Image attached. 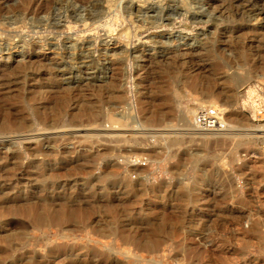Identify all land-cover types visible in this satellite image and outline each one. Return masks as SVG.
Instances as JSON below:
<instances>
[{
    "label": "rangeland",
    "instance_id": "1",
    "mask_svg": "<svg viewBox=\"0 0 264 264\" xmlns=\"http://www.w3.org/2000/svg\"><path fill=\"white\" fill-rule=\"evenodd\" d=\"M261 134L264 0H0V264H264Z\"/></svg>",
    "mask_w": 264,
    "mask_h": 264
},
{
    "label": "bare ground",
    "instance_id": "2",
    "mask_svg": "<svg viewBox=\"0 0 264 264\" xmlns=\"http://www.w3.org/2000/svg\"><path fill=\"white\" fill-rule=\"evenodd\" d=\"M111 20H112V18H108V19H105V20H103L100 24H97V26H96V28L97 27H108L110 24H111ZM113 21V20H112ZM115 21V20H114ZM100 27V28H101ZM111 27V26H110ZM24 61V60H23ZM250 78V76H248V77H246V78H244V79H246V80H248ZM243 79V78H242ZM240 81H242L241 79H239L238 77H230L229 79H228V82L229 83H234V85L235 84H237V83H239ZM195 82V81H194ZM212 92V91H211ZM215 93V92H214ZM228 93H229V90H227V91H225V94L227 95V96H229L228 95ZM214 94H213V92L212 93H210L209 94V97H212ZM208 96V95H207ZM215 97V96H214ZM202 103H206V101H199V100H197V101H195V102H193V103H188L187 105H185V106H183V107H181V114H180V117H181V120H182V122H183V124L184 125H186V126H189V128H187L186 130V132H184V133H187V134H189L190 135V137L191 136H195V137H197V136H203V137H209V136H213L214 137V135H228V136H231V137H235V136H239V138L241 139V138H254V137H256V135H257V132L260 130H257V127L258 126H256L254 123H250V125H248V127L246 126V128H239V127H237L236 125H231V124H229V122H228V126H229V129H226V130H228V131H226V132H219V133H204V132H198V131H196L195 130V128L193 127V118H194V113H195V110L196 109H198V108H196V107H201L202 106ZM204 107H206L208 110H210L212 113H214V114H216L218 117H219V119H220V121L222 122V123H224V120H226L225 118H224V115H223V108H219L218 106H216V105H214V106H204ZM203 107H201V108H199V110L200 109H202ZM224 109H226L225 107H224ZM235 119H238V117L237 118H235ZM236 121V120H235ZM181 122V123H182ZM243 123H245V122H243ZM242 124V123H241ZM244 125V124H243ZM185 126V127H186ZM192 126V129L190 128ZM86 130V129H85ZM99 130V129H98ZM97 130V131H98ZM105 130V129H104ZM185 130V129H184ZM232 130V131H231ZM44 131V130H43ZM48 131V130H47ZM261 132L263 131V130H260ZM41 132V131H40ZM159 132V131H158ZM45 133V132H44ZM47 133V132H46ZM56 133H58V132H56ZM60 133V132H59ZM79 133V132H78ZM102 133H108V131H103ZM110 133V132H109ZM121 133H123L122 131H118V132H115L114 131V134H121ZM36 134V133H35ZM196 134H199V135H197L196 136ZM41 135H42V133H41ZM101 135V134H100ZM103 135V134H102ZM111 135V134H110ZM105 136V135H104ZM188 136V135H187ZM227 136V137H228ZM259 136H262V137H264V134H261V135H259ZM48 137H50V135L48 136ZM101 137H103V136H101ZM110 137V136H109ZM202 137V138H203ZM35 138V137H34ZM210 138V137H209ZM230 138V137H229ZM24 139V138H23ZM28 139V138H27ZM31 139H33V138H31ZM204 139V138H203ZM31 141V140H30ZM244 141V140H243ZM33 142V141H32ZM206 143V142H205ZM28 207H30V206H28ZM26 209H28V208H26ZM31 209H32V207H31ZM35 209V208H34ZM34 209H33V211H34ZM24 210V209H23ZM22 210V211H23ZM29 210V209H28ZM35 212V211H34ZM39 211H37V213H38ZM54 212V211H53ZM32 213V212H31ZM53 214V213H52ZM55 214V213H54ZM51 217V216H50ZM63 217H64V214H63ZM66 217V216H65ZM42 219V218H41ZM67 219V218H66ZM72 219H70V221H71ZM42 222V221H41ZM111 232V231H110ZM131 241V240H130ZM129 241V242H130Z\"/></svg>",
    "mask_w": 264,
    "mask_h": 264
},
{
    "label": "built area",
    "instance_id": "3",
    "mask_svg": "<svg viewBox=\"0 0 264 264\" xmlns=\"http://www.w3.org/2000/svg\"><path fill=\"white\" fill-rule=\"evenodd\" d=\"M193 127L198 132L219 133L224 131L225 124L207 108L200 109L193 118Z\"/></svg>",
    "mask_w": 264,
    "mask_h": 264
}]
</instances>
